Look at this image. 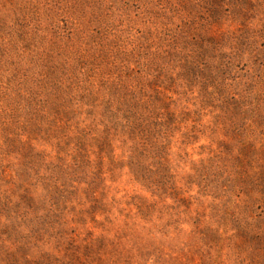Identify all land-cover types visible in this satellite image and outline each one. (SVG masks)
Instances as JSON below:
<instances>
[{"label": "rangeland", "instance_id": "1", "mask_svg": "<svg viewBox=\"0 0 264 264\" xmlns=\"http://www.w3.org/2000/svg\"><path fill=\"white\" fill-rule=\"evenodd\" d=\"M0 264H264V0H0Z\"/></svg>", "mask_w": 264, "mask_h": 264}, {"label": "trees", "instance_id": "2", "mask_svg": "<svg viewBox=\"0 0 264 264\" xmlns=\"http://www.w3.org/2000/svg\"><path fill=\"white\" fill-rule=\"evenodd\" d=\"M134 119L136 120V118L134 117ZM140 121H144V127L146 128V126L148 125V122L146 121V120H140ZM142 124H139L137 121H134L132 124H131V129H132V131H134V132H132L133 134H135V132L137 133L138 132V130H139V128H140V126H141ZM144 129H141V132L143 131Z\"/></svg>", "mask_w": 264, "mask_h": 264}]
</instances>
